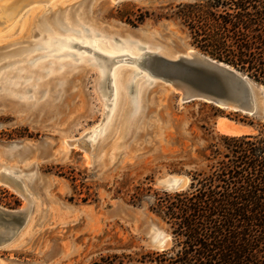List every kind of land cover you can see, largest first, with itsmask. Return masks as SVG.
Instances as JSON below:
<instances>
[{
	"label": "rangeland",
	"instance_id": "1",
	"mask_svg": "<svg viewBox=\"0 0 264 264\" xmlns=\"http://www.w3.org/2000/svg\"><path fill=\"white\" fill-rule=\"evenodd\" d=\"M195 1L55 0L0 31V174L23 185L0 179V208L29 209L17 231L0 219V264H160L147 257L163 251L150 245V232L172 234L151 210L159 178L204 167L210 145L226 134L222 118L244 134L264 124L204 100L183 102L161 80L137 91L132 65L94 55L138 54L127 47L136 42L169 55L202 52L176 15ZM61 50L68 65L54 59Z\"/></svg>",
	"mask_w": 264,
	"mask_h": 264
},
{
	"label": "trees",
	"instance_id": "2",
	"mask_svg": "<svg viewBox=\"0 0 264 264\" xmlns=\"http://www.w3.org/2000/svg\"><path fill=\"white\" fill-rule=\"evenodd\" d=\"M176 15L199 50L264 84V0H196L179 4ZM209 150L205 166L187 172V189L156 193L151 210L169 225L173 245L147 257L264 264V124L257 133L223 135Z\"/></svg>",
	"mask_w": 264,
	"mask_h": 264
},
{
	"label": "water",
	"instance_id": "3",
	"mask_svg": "<svg viewBox=\"0 0 264 264\" xmlns=\"http://www.w3.org/2000/svg\"><path fill=\"white\" fill-rule=\"evenodd\" d=\"M5 0H0V4ZM119 1V0H117ZM100 55L108 63H117L116 57L103 53ZM193 58L179 55L169 56L156 51H145L140 58H133L139 65L141 73L146 70L149 75V85L156 80L173 83L177 91L181 93V101L190 102L204 100L222 109H230L235 112L259 115L264 119V107L259 108L257 89H262L264 96V84L251 78L245 72L237 69L229 63L213 58L200 51L192 52ZM107 74V73H106ZM185 174H166L159 178L158 185L163 191H181L187 189ZM29 209L25 211H9L0 208V219L15 221L13 230L17 231L27 220ZM10 233V232H9ZM153 233L150 232V245L161 250L170 248L173 236L164 243L158 244ZM0 241H5L0 239ZM161 242V241H159Z\"/></svg>",
	"mask_w": 264,
	"mask_h": 264
},
{
	"label": "bare ground",
	"instance_id": "4",
	"mask_svg": "<svg viewBox=\"0 0 264 264\" xmlns=\"http://www.w3.org/2000/svg\"><path fill=\"white\" fill-rule=\"evenodd\" d=\"M53 1H55V0H5L4 2H2L0 4V31L3 28L8 27L10 24L14 23L19 18V16L23 13V11L25 9H33V8L35 9V7L42 6V4L48 5V3H54ZM60 19H61V21L63 20V13L60 14ZM73 43H74V41H73ZM73 43H71V45H74ZM71 45H70V42H68L66 47L68 48V46H71ZM127 47H131V48L134 47V48L138 49L140 52L138 54H135V53L130 54V53H123L122 52L120 54H116V55L111 54L109 56L116 57L117 63H115V64L116 65L118 64V66H119L118 68H122V66L127 65V64L132 65L134 67L135 71L133 72V75H132V82H133L134 86L137 87L136 90L141 91L143 87L149 86V75H148L146 70H143L141 73H139L141 71V69H140L139 65L137 64V62L133 61V58H140L145 51H151L152 46L146 45L144 47V46H142V44L136 42V43L128 44ZM92 48H94L96 50V46H92ZM118 50L120 51L121 49H118ZM193 51H195V49H187L184 52H177V53H174L172 55L171 54L169 55L162 50L161 51L157 50L156 52H160L162 54H166V55L174 56V57H178L179 55H183V56H186V57H189L190 59H192L194 57L192 54ZM64 52L66 54V52H68V51H66V50L59 51L58 52L59 55L54 56V59L57 58L58 59L57 62H59V63H66V61H69L70 60L69 57L71 56L70 53L66 54V56H63ZM97 52L103 53L101 51H96L94 54L95 56L97 55L96 54ZM103 54H105V53H103ZM106 55H108V54H106ZM95 56H93V57H95ZM66 57H67V60H66ZM73 63H74V61H71L69 64L74 65ZM98 64L101 65L100 62H98ZM65 65H68V63H66ZM103 73L105 76L106 71L104 70ZM138 78L141 81H137ZM111 79H112V81L115 79V75L113 73L111 74ZM161 84L164 87H167L170 89L176 88L173 83L161 82ZM256 90H258L257 95L259 94L258 100H259V104H260V97H262V100H264V96L262 94L263 92H262V89L256 88ZM133 107L135 109L136 115L139 114L140 113V102L135 101V103L133 104ZM136 122H137L136 116L130 117L126 121V129L128 130L129 133L133 132V130L136 126ZM243 128L244 127H242L241 125L235 124L234 122H232L228 119H225V118H222L219 122V129L223 133H226L227 135H242L243 136V134L245 133V130ZM26 146H28L31 149V151H29V153L33 152L34 147H32V145L31 146L26 145ZM24 151H26V150H24ZM26 159H27V157H26ZM5 178H6L7 182H10L12 185L19 187V188L23 187L20 180L15 179L14 177H12L8 173H1L0 179L4 182ZM185 180L187 183H190V179L188 177H186ZM152 235L154 236V239L156 242H158V244H160V243L162 244V243H164V241H167L170 238V234L168 232L165 233L164 231H161V232L155 231ZM159 241H161V242H159Z\"/></svg>",
	"mask_w": 264,
	"mask_h": 264
}]
</instances>
